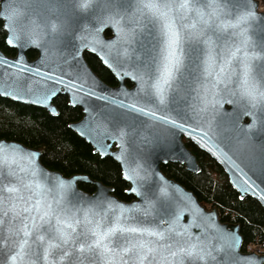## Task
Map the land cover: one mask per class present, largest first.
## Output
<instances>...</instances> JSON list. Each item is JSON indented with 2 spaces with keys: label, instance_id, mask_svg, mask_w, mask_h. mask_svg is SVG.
Segmentation results:
<instances>
[{
  "label": "snow or ice",
  "instance_id": "snow-or-ice-1",
  "mask_svg": "<svg viewBox=\"0 0 264 264\" xmlns=\"http://www.w3.org/2000/svg\"><path fill=\"white\" fill-rule=\"evenodd\" d=\"M0 2L4 4L0 19L5 21L0 43L17 52L12 62L3 58L0 65H15L20 74H41L39 67L33 69L20 56L22 50L35 46L45 57L55 51L62 73L59 77L51 72L42 74L51 83L39 89L30 87L31 81L23 77L17 81L16 90L0 93L3 97L40 106L50 116L60 115L53 103L60 90L70 93L66 100L70 108L84 105L85 98L108 101L107 96L96 95L95 81L86 87L90 77L79 64L80 48L75 41L83 37L77 33L89 29L91 43L107 49L110 58L101 59L113 73L128 75L131 69L136 91L134 95L124 93L130 102L113 98L111 109L84 107L85 116L78 124L69 122L71 112L64 123L68 129H78L79 137L86 138L90 145V155L96 158L82 166L98 165L110 156L112 143L119 142L121 155L116 159L122 161L120 176L144 182L126 191L136 193L145 205L135 206L126 215L123 205L101 196L105 192L101 187L92 197L73 191L72 197L87 207L77 209L83 212L82 218L75 213L69 215L61 207L67 187L62 179L58 182L59 196L52 202L44 201L42 185L34 180L42 171L38 161L32 160L38 153H28L29 169L19 170L24 175L17 174L12 162L0 161V264H234L232 253L241 242L238 232L220 235L222 246H212L199 238L193 241L187 228L176 231L171 222L162 228L160 225L172 214V206L162 204L157 209L155 200L149 198L155 194L147 184L146 168L139 176L136 169L124 171L123 165L128 163L125 153L135 160L140 144L148 142L141 135L145 128L157 130V140L163 144L168 142L169 132H183L194 121L202 123V114L209 108L213 112L207 122L209 128L215 121L221 134H229L224 137L226 142L255 144V137H264V12L257 11L258 0ZM105 25L111 26L114 34L101 38ZM248 32L259 34L255 42L258 51L246 50ZM233 38L240 43L230 45ZM222 40L224 44L220 45ZM218 47L223 55L217 53ZM96 50L93 46L92 51ZM217 59L220 67L213 75L211 65ZM254 60H258L255 65ZM233 62L239 64L237 73L226 70L225 66ZM62 66L75 72L68 81L64 80ZM57 85L63 88L58 90ZM193 92L198 99L195 105L188 103ZM219 105L231 107L220 111ZM36 131L46 138L54 159L69 155L70 146L62 144L47 128L37 127ZM204 136L211 139L207 132ZM259 149V178L264 183V139ZM192 167L194 172L200 171L195 164ZM257 188L255 181L245 178L240 185L242 191L237 192L239 200L243 201L249 191L255 196ZM260 191L258 199L264 202V189ZM34 198V204L28 203ZM20 201L26 205L23 215L17 211ZM217 232L221 230L217 228ZM173 235L185 238L181 241ZM257 264H264V260Z\"/></svg>",
  "mask_w": 264,
  "mask_h": 264
},
{
  "label": "water",
  "instance_id": "water-1",
  "mask_svg": "<svg viewBox=\"0 0 264 264\" xmlns=\"http://www.w3.org/2000/svg\"><path fill=\"white\" fill-rule=\"evenodd\" d=\"M0 10H4V4L0 2ZM208 11V9H205ZM2 26L5 21L0 19ZM90 29L85 30L84 32H78V37H83V40L77 39L75 43L80 48L79 55V64L83 66V71L89 74L88 85H92V82L95 81V92L96 95H104L109 98L108 101L96 100L95 97L92 99H86L84 105L77 104L81 110L82 116L75 123L85 116L83 111L84 107L95 106L98 109H103L107 106L109 109L114 107L110 104V101L115 98L116 100H124L125 103L130 102V97H126L124 93H129L134 95L136 91V81L132 79L131 69H128L129 74L124 75L123 73L120 76H117L113 71L104 64L102 57L110 58V55L107 49L101 50L98 45L91 43L92 37L89 35ZM114 34V29L111 26L105 25L102 28L100 33L101 38L112 36ZM247 43L246 50L249 52L258 51L259 49L255 46V42L260 39L259 34L248 32L246 33ZM240 43L239 40L233 38V41H229L230 45L233 43ZM220 45L224 44V41L219 42ZM87 46V47H86ZM95 46L97 50L92 51V47ZM15 51L13 56H7L0 50V59L7 58L9 62H12L16 57L17 52L15 48L8 47ZM28 51H35L36 57L34 59H28L26 53ZM88 53L95 56L102 64V66L107 69L110 74L114 77L116 85L111 86L103 82L90 68L87 61L85 60L84 55ZM217 53L223 55L220 52V48H217ZM21 59L27 62L33 69L36 67L40 68L41 74H34V72H25L23 74L19 73L18 68L13 65L8 67L7 65H0V93L4 91H14L17 88V81L21 80L23 77H26L31 84L29 85L33 89H39L43 86L50 85V81H46L45 76L42 74L53 73L59 77L62 73L60 67H57L59 61L57 60V53L55 51L51 52L48 56L42 55V50L36 48L35 46L26 48L20 53ZM253 65L258 63V60H254ZM64 75V80L68 81L70 76H74L75 72L70 71L67 66H62ZM220 67V61L217 59L216 63L211 65L213 75H215ZM226 70H230L233 73L240 71L239 64L233 62L230 65H226ZM127 82L130 86L127 85ZM234 85H229L233 87ZM57 89H62V85H57ZM70 95L66 90H60L58 96H65L66 98ZM56 96L53 101L58 97ZM1 98L8 99L10 101L16 102L10 98H5L0 95ZM20 104H26L24 102H19ZM189 104H197L198 99L196 93L193 92L188 97ZM38 108H42L37 105H30ZM230 105H219L218 108L220 111L225 109H230ZM44 109V108H42ZM58 113L59 110L57 109ZM213 112L211 108L205 113L202 114V123H197L194 121L188 129L183 132L171 131L168 133L169 140L166 143L161 144L157 140L158 131L151 128H145L141 135L147 138L146 143H141L139 147V155L132 159L125 153V156L128 159V163L123 165L124 171H129V169H136L139 173V176L144 175L143 169L146 168L149 172L147 179V184L151 185L154 192V196H150V199H154L156 202V208L160 209L161 205H171L172 214L167 216L166 223L160 225L162 228H167L168 223L171 222L175 226L176 231H181L184 228H187V232L191 234L193 241L197 238L205 241L206 243L212 246H222L223 241L219 239L220 235L228 232H238L240 235V226L239 224L221 222L218 218V214L214 207L207 208L202 205L195 195L184 188L181 184L175 180L165 176L161 171V165L167 163H177L182 165L185 170L192 172L194 174L199 172H194L192 165L195 164L199 169L196 157L190 152V150L185 146L182 141L185 138L187 141L196 146L200 151L208 155L212 160H214L223 170L226 175L229 185L236 191H242L240 185L243 184L245 178H250L251 181H255L256 185H259V188L256 189V195L253 196L252 192L249 191L245 197H250L255 199L262 209L264 210V202L260 201L258 197L261 195L260 189H264V183L261 182L259 178V163L261 158V153L259 149V144L264 137H255V144L250 143H238L236 140H232L230 143L224 140V137L229 135L228 133H220V129L216 127V122L212 121V127L209 128L208 121L212 120ZM193 128H198V131H193ZM77 136L79 132L77 128L70 129ZM207 132L208 137L204 136V133ZM162 135V133H161ZM87 144L86 138H81ZM111 143V141H109ZM89 145V144H88ZM217 145L219 147H217ZM90 146V145H89ZM36 152L38 156L32 157V160L38 161L42 171H39L34 177V180L42 185L43 199L46 202H52L54 198L59 196L58 182L63 180L66 184V190L63 196V202L61 207L68 211V214L71 215L75 213L76 216H83V212H77V209H84L87 207V204H82L71 195L73 191L78 193H83L87 197H92L97 193V190L101 187L105 189V192L101 193V196L106 198V200H113L118 204L123 205V211L126 215L131 214L134 211L135 206L144 207V203L141 197L137 196L136 193L125 191L129 196H132L130 201H122L115 197L112 192L111 187L103 185L101 182L90 179L87 175L84 174H73L71 176H63L60 172L47 169L40 162L41 151L33 148H29L19 142L13 140L0 139V161L6 160L12 162L15 170L18 175H24L21 173L20 169H29L30 161L27 158L29 152ZM119 142L112 143L110 149V156L114 162H116L120 168H122V161L117 160L116 157L120 156ZM185 157L187 159H185ZM231 157V159H229ZM106 158V157H105ZM235 162V163H233ZM236 165H239L237 168ZM243 169V172L240 170ZM151 173H155V176H152ZM244 173L247 174V177L244 176ZM123 179V178H122ZM126 184L130 187L137 186V183H144L143 181L138 180H126L123 179ZM14 183V181H13ZM80 183L92 184L95 190L92 193H87L81 190L78 186ZM163 189V192L161 191ZM141 191L144 189L141 188ZM28 194L24 193L25 199H27ZM28 203L34 204L35 198L29 201ZM17 211L23 215V207L26 206L23 201L17 203ZM54 208L57 207L54 203L52 205ZM43 207V205H42ZM121 211V210H117ZM155 214V213H154ZM211 214V215H210ZM31 215V214H30ZM38 220V217H37ZM53 223L55 220L53 219ZM158 223V221H157ZM18 226V224H17ZM217 228L221 232H217ZM241 237V235H240ZM174 239L183 240L185 237L182 235L177 237L173 235ZM242 237L241 242L235 245V251L232 253L234 264H257V261L264 260V255H257L255 253H244L242 252ZM253 256L255 259H248V257ZM219 259V257H218Z\"/></svg>",
  "mask_w": 264,
  "mask_h": 264
},
{
  "label": "trees",
  "instance_id": "trees-1",
  "mask_svg": "<svg viewBox=\"0 0 264 264\" xmlns=\"http://www.w3.org/2000/svg\"><path fill=\"white\" fill-rule=\"evenodd\" d=\"M0 28V41L3 39ZM0 50L7 56H13L14 50L5 48L0 43ZM35 51H28L27 58L34 59ZM93 72L106 84L114 86L116 81L98 59L86 53L84 55ZM129 85V84H128ZM54 104L59 110V116H50L44 109L24 105L0 97V139L13 140L29 148L41 151L40 162L49 170L60 172L63 176L84 174L90 179L101 182L113 189L112 194L122 201H130L132 196L125 193L128 185L120 176V168L111 158L106 157L98 165L82 166L96 158L90 155V146L65 126V121L75 122L82 116L78 107L66 106L65 96H58ZM35 125V127L33 126ZM37 127L47 128L59 141L71 148L69 155L63 160H56L49 151L46 138L36 131ZM196 157L200 167L199 173H192L177 163L161 165L162 173L191 191L198 201L208 207H214L221 222L239 224L242 237V248L249 244H257L264 249V210L253 198L245 197L239 200L237 192L229 185L222 168L204 152L190 143L187 144ZM66 150V149H65ZM79 188L92 193V184L80 183Z\"/></svg>",
  "mask_w": 264,
  "mask_h": 264
},
{
  "label": "built area",
  "instance_id": "built-area-1",
  "mask_svg": "<svg viewBox=\"0 0 264 264\" xmlns=\"http://www.w3.org/2000/svg\"><path fill=\"white\" fill-rule=\"evenodd\" d=\"M264 5V1L262 0H258V10L261 12H264V6H262V4ZM246 251L248 252H254L256 254H264V249H262L259 245L257 244H250L246 246Z\"/></svg>",
  "mask_w": 264,
  "mask_h": 264
},
{
  "label": "flooded vegetation",
  "instance_id": "flooded-vegetation-1",
  "mask_svg": "<svg viewBox=\"0 0 264 264\" xmlns=\"http://www.w3.org/2000/svg\"><path fill=\"white\" fill-rule=\"evenodd\" d=\"M0 28H1V30H2V22L0 21ZM3 31V30H2ZM13 50V49H12ZM14 54H15V51H14ZM26 56H27V53H26ZM99 61V60H98ZM100 62V61H99ZM100 64H101V62H100ZM102 65V64H101ZM129 83L127 82V85H128ZM128 86H130V84L128 85ZM66 98V97H65ZM66 100H67V98H66ZM53 103H54V101H53ZM182 141L184 142V144H185V146L188 148V146H187V144H189L190 142L189 141H187L185 138H183L182 139ZM191 145H193L192 143H190ZM194 146V145H193ZM196 147V146H195ZM197 148V147H196ZM189 149V148H188ZM191 152V151H190ZM211 208V207H210ZM246 248V247H245Z\"/></svg>",
  "mask_w": 264,
  "mask_h": 264
},
{
  "label": "rangeland",
  "instance_id": "rangeland-1",
  "mask_svg": "<svg viewBox=\"0 0 264 264\" xmlns=\"http://www.w3.org/2000/svg\"><path fill=\"white\" fill-rule=\"evenodd\" d=\"M262 1H264V0H262ZM261 4H262V2H261ZM262 6H264V5L262 4ZM207 208H210V207H207Z\"/></svg>",
  "mask_w": 264,
  "mask_h": 264
}]
</instances>
